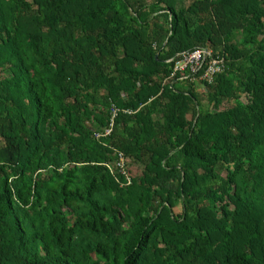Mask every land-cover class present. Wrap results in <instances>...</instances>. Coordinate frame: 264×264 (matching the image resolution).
<instances>
[{
	"label": "trees",
	"instance_id": "trees-1",
	"mask_svg": "<svg viewBox=\"0 0 264 264\" xmlns=\"http://www.w3.org/2000/svg\"><path fill=\"white\" fill-rule=\"evenodd\" d=\"M0 264H264V0H0Z\"/></svg>",
	"mask_w": 264,
	"mask_h": 264
},
{
	"label": "built area",
	"instance_id": "built-area-1",
	"mask_svg": "<svg viewBox=\"0 0 264 264\" xmlns=\"http://www.w3.org/2000/svg\"><path fill=\"white\" fill-rule=\"evenodd\" d=\"M175 63L173 67V71L171 77H174L177 73H189V76H194L198 72H202L200 76V81H204L207 83H212L213 78L222 73L223 71V62L222 60L212 57L210 52L206 49L196 48L192 51H187L180 53L175 56ZM188 75L182 77V79H186ZM117 111L113 110L112 114L114 118L116 116ZM126 113L130 114V111H126ZM112 126V124H110ZM110 130H106L105 135H109ZM123 155H118V160L116 161V167L122 170L123 167ZM123 173V172H122Z\"/></svg>",
	"mask_w": 264,
	"mask_h": 264
},
{
	"label": "rangeland",
	"instance_id": "rangeland-1",
	"mask_svg": "<svg viewBox=\"0 0 264 264\" xmlns=\"http://www.w3.org/2000/svg\"><path fill=\"white\" fill-rule=\"evenodd\" d=\"M192 1V0H191ZM243 101H245V99L243 98ZM179 210V207L177 208V210H176V213H177V211Z\"/></svg>",
	"mask_w": 264,
	"mask_h": 264
},
{
	"label": "water",
	"instance_id": "water-1",
	"mask_svg": "<svg viewBox=\"0 0 264 264\" xmlns=\"http://www.w3.org/2000/svg\"><path fill=\"white\" fill-rule=\"evenodd\" d=\"M156 58H157V56H156Z\"/></svg>",
	"mask_w": 264,
	"mask_h": 264
}]
</instances>
